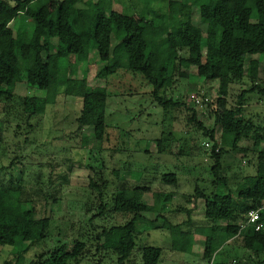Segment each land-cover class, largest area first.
<instances>
[{
    "label": "trees",
    "instance_id": "obj_1",
    "mask_svg": "<svg viewBox=\"0 0 264 264\" xmlns=\"http://www.w3.org/2000/svg\"><path fill=\"white\" fill-rule=\"evenodd\" d=\"M112 1L14 0L9 8L11 15L6 16L9 2L0 0V101L13 97L9 87L22 76L26 87L43 90L42 97H21L25 123L44 114L59 96H77L78 80L69 74L72 59L75 57L85 76L92 50L106 64L105 76L123 70L146 79L152 87L154 101L165 112L184 106L168 94L175 70L182 60L179 52L183 49L191 50L188 65L193 66L202 79H220L224 89L242 79L240 83L247 84V87L240 89L235 103L227 106L224 92L211 110L221 128L220 140L212 144L210 151L214 159L211 165L213 184L221 191L207 195L197 189L190 200L203 198V216L213 223L203 233L204 260L210 259L223 244L239 239L244 249L258 257L255 264H264V226L255 230L254 225L246 224L247 213L264 202V125L243 114L248 93L257 92L264 98V77L258 68V58L252 57L264 55V0H168L166 15L153 22L112 9ZM194 7L199 8L206 19L203 30L193 28L184 18L183 10ZM18 15L32 22L26 40L19 38L14 29ZM219 62L226 65L224 78ZM109 97L110 92L105 86L86 90L81 96V108L76 118L77 130L88 128L89 139L94 141L98 150L107 139ZM189 122L195 128L193 136L201 131L215 139L213 131H208L198 119L195 108H191ZM19 125L22 128L21 123L16 127ZM227 137L234 150L246 138L252 139L258 147L255 174L242 178L234 188L228 185L221 163L223 142ZM171 138L169 128H164L155 140L156 151L171 153ZM15 163L13 158L0 169L5 172ZM89 169L94 173L95 167L90 165ZM89 179V186L98 192L101 201L104 186L99 187L93 177L89 176ZM161 180L175 184L177 178L173 173H163ZM149 191L148 186L120 174L113 194L112 212L128 214L129 219L109 227L96 225L92 221L100 218L106 205L100 202L99 212L88 219L90 230L73 239L70 247L64 243L41 251L26 261L25 253L31 245L47 236L50 217L37 216L34 190L28 188L22 178L12 176L0 182V246L11 247L15 255L12 264H79L86 259L90 246L95 248V253L115 254L116 264H131L137 222L149 209V205L138 200L135 194ZM48 192L41 195L43 200L49 199L51 193ZM154 194L161 198L160 208L173 196L171 192ZM260 221L264 224V210L260 212ZM172 247L183 250L180 244ZM161 253L160 247H143L142 262L158 264Z\"/></svg>",
    "mask_w": 264,
    "mask_h": 264
},
{
    "label": "rangeland",
    "instance_id": "obj_2",
    "mask_svg": "<svg viewBox=\"0 0 264 264\" xmlns=\"http://www.w3.org/2000/svg\"><path fill=\"white\" fill-rule=\"evenodd\" d=\"M8 2L6 16L11 15L9 8L14 0ZM167 4L168 0H113L111 7L147 21L152 19L150 22H153L166 15ZM183 14L193 28H205L206 19L199 8H185ZM14 25L16 35L26 40L32 22L18 15ZM179 55L182 60L175 70L168 94L184 106L169 112L154 101L152 87L141 75L117 70L105 76L106 64L99 60L95 50L91 52L85 76L75 57L72 59L69 74L78 80L77 96H59L44 114L25 123L22 120L21 97H42L45 92L36 87H26L23 76L9 87L13 97L0 101V168L7 166L13 158L16 163L5 172L0 169V182L12 176L22 178L26 186L35 192L37 216L50 217L47 236L31 245L25 253L26 261L41 251L64 243L70 247L73 239L90 230L88 219L99 212L97 207L100 202L106 205L100 218L92 221L96 225L109 227L129 219L128 214L112 212L113 194L120 174L150 188L149 192L135 194L138 200L149 205V209L137 222L138 233L131 264H144L142 249L146 246L162 248L158 264H199L206 260L202 258L203 233L213 223L203 216V198H190L197 189L207 195L221 191L213 184L211 173L214 161L210 155L211 146L220 140L221 133L211 110L218 96L224 92L227 94V106L234 104L240 89L246 88L247 84L240 83L241 79L224 89L220 79L206 81L196 74L193 66L188 65L191 50L183 49ZM261 56L264 57L259 54L252 57L259 58L258 65L264 77ZM219 65L224 78L226 65L223 62ZM101 86L107 88L110 97L106 111L107 139L98 150L94 141L89 139L88 128L77 130L76 118L82 94ZM246 98L243 114L264 125V98L257 92L248 93ZM191 108H195L198 119L207 130L213 131L215 139L201 131L193 136L195 128L189 122ZM20 123L22 128L21 125L17 128ZM164 128H169L172 133V151L160 154L156 151L155 140ZM230 140L227 137L223 142L221 163L228 185L234 188L242 178L255 174L258 147L252 139L246 138L234 150L230 147ZM217 146L222 149L220 144ZM90 165L95 167L94 173L89 169ZM133 172L137 173L133 176ZM50 173L51 180L47 184ZM163 173H173L176 183H163ZM89 176L99 187L104 186L101 201L98 192L89 186ZM47 191L51 195L46 201L41 195ZM154 192H171L173 196L160 208L161 198ZM178 244L183 245V250L172 247ZM169 255L171 257H167ZM214 256L215 263L226 264H255L258 259L243 248L239 239L223 244ZM14 258L11 247L0 246V264L6 261L12 264ZM116 261L115 254L95 253V248L90 246L86 259L79 264H116Z\"/></svg>",
    "mask_w": 264,
    "mask_h": 264
},
{
    "label": "built area",
    "instance_id": "obj_3",
    "mask_svg": "<svg viewBox=\"0 0 264 264\" xmlns=\"http://www.w3.org/2000/svg\"><path fill=\"white\" fill-rule=\"evenodd\" d=\"M262 210H264V202L247 213L246 224H252L254 225L255 230H260L264 226L263 222L260 221V212ZM199 264H215V256L213 255L210 259Z\"/></svg>",
    "mask_w": 264,
    "mask_h": 264
},
{
    "label": "crops",
    "instance_id": "obj_4",
    "mask_svg": "<svg viewBox=\"0 0 264 264\" xmlns=\"http://www.w3.org/2000/svg\"><path fill=\"white\" fill-rule=\"evenodd\" d=\"M261 57H262V56H261ZM261 60L264 61V57H262ZM258 61H259V58H258ZM258 63H259V62H258ZM258 68H259V70H260V74H261V76H262V72H261V69H262V68H261L260 66H259ZM246 104H247V103H246ZM246 104L244 105V107L246 106ZM161 255H162V253H161ZM160 257H161V256H160ZM167 257H171V255H169V256H167ZM215 259H216V257H215ZM159 261H160V260H159ZM158 263H159V262H158ZM216 263H220V262L217 261Z\"/></svg>",
    "mask_w": 264,
    "mask_h": 264
}]
</instances>
